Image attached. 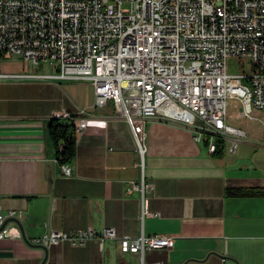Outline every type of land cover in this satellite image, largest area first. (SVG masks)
Instances as JSON below:
<instances>
[{
  "label": "crops",
  "instance_id": "obj_1",
  "mask_svg": "<svg viewBox=\"0 0 264 264\" xmlns=\"http://www.w3.org/2000/svg\"><path fill=\"white\" fill-rule=\"evenodd\" d=\"M18 59L14 67L2 59L0 70L41 73ZM81 107L89 120L75 134L76 157L65 175L47 125ZM144 130L141 155L112 103L94 105L89 82L0 79V203L20 224L18 238L0 239V264H264V194L226 192L264 189V135H247L234 151L226 142L216 157L186 127L150 119ZM142 182L143 192L133 187ZM88 227L97 235L112 227L174 241L147 249L142 260L115 239L64 241L45 251L26 243L51 229Z\"/></svg>",
  "mask_w": 264,
  "mask_h": 264
},
{
  "label": "built area",
  "instance_id": "obj_2",
  "mask_svg": "<svg viewBox=\"0 0 264 264\" xmlns=\"http://www.w3.org/2000/svg\"><path fill=\"white\" fill-rule=\"evenodd\" d=\"M0 54L53 68L0 70V79L91 83L94 105L112 103L141 155L150 119L186 127L212 154L220 143L234 151L247 140L244 129L227 121L228 98L237 99L246 116L252 108L264 114V0H0ZM230 56L249 59L251 73H228ZM62 117L73 118L75 134L89 120L82 107ZM61 169L70 174L69 165ZM133 187L143 192L147 185ZM16 220L15 211H3L0 203V239L19 237ZM94 237L100 245L115 239L141 260L147 249L170 248L174 241L158 234L119 235L112 227L97 235L88 227L51 229L26 243L48 248Z\"/></svg>",
  "mask_w": 264,
  "mask_h": 264
},
{
  "label": "rangeland",
  "instance_id": "obj_3",
  "mask_svg": "<svg viewBox=\"0 0 264 264\" xmlns=\"http://www.w3.org/2000/svg\"><path fill=\"white\" fill-rule=\"evenodd\" d=\"M127 6V5H124ZM4 61V65L8 64L11 67L13 65H18V57L17 56H4V54L0 55V62ZM251 64L249 63V59L244 57H236L230 56L226 61V71L231 74H250L251 73ZM25 69H33L38 72H48L53 71V68L49 67L46 63L39 62L37 67H33L29 65V67H25ZM40 79V78H37ZM245 83V79H243ZM75 84V83H74ZM72 84V85H74ZM227 121L235 124L239 127H242L246 130L248 137L250 134H263L264 135V114L255 108H252V112L249 116L244 115L243 109L239 103V101L235 98L227 99ZM258 119V120H257Z\"/></svg>",
  "mask_w": 264,
  "mask_h": 264
},
{
  "label": "trees",
  "instance_id": "obj_4",
  "mask_svg": "<svg viewBox=\"0 0 264 264\" xmlns=\"http://www.w3.org/2000/svg\"><path fill=\"white\" fill-rule=\"evenodd\" d=\"M2 55V54H0ZM48 135L53 144L54 156L59 165H70L76 157V135L73 118L51 117L47 125ZM224 152V144H218L213 156H221ZM232 196H250L264 194V189L255 188H229L226 191Z\"/></svg>",
  "mask_w": 264,
  "mask_h": 264
},
{
  "label": "water",
  "instance_id": "obj_5",
  "mask_svg": "<svg viewBox=\"0 0 264 264\" xmlns=\"http://www.w3.org/2000/svg\"><path fill=\"white\" fill-rule=\"evenodd\" d=\"M16 222H17V224H18V227L20 228V224H19V222L16 220ZM44 251H45V249L46 248H42Z\"/></svg>",
  "mask_w": 264,
  "mask_h": 264
}]
</instances>
